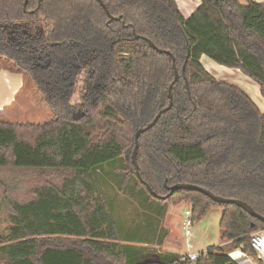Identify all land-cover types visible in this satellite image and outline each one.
<instances>
[{
  "label": "trees",
  "instance_id": "16d2710c",
  "mask_svg": "<svg viewBox=\"0 0 264 264\" xmlns=\"http://www.w3.org/2000/svg\"><path fill=\"white\" fill-rule=\"evenodd\" d=\"M24 1L0 0V64L34 81L53 118H0V169L42 177L27 200L0 181V264H238L229 256L238 247L255 255L262 221L198 191L157 198L128 158L175 77L172 56L149 38L173 54L180 77L172 108L140 135L142 180L161 195L165 183L196 184L264 215V112L201 63L206 55L239 69L264 97V3L200 0L185 18L177 0H103L111 19L97 0ZM124 191L141 206L131 215L117 200ZM166 202L191 205L195 221L223 207V244L192 262L153 249L167 236Z\"/></svg>",
  "mask_w": 264,
  "mask_h": 264
},
{
  "label": "rangeland",
  "instance_id": "374dc122",
  "mask_svg": "<svg viewBox=\"0 0 264 264\" xmlns=\"http://www.w3.org/2000/svg\"><path fill=\"white\" fill-rule=\"evenodd\" d=\"M244 86H246V83H244ZM247 88L249 89L248 91L250 92V95H252L262 107H260V109L264 111V106L260 102L256 89L254 87ZM15 97L17 100H15ZM2 103L3 102H0V104ZM4 104L9 105L6 108L4 107L5 112L3 111L0 113V117H2L5 121L43 124L53 118L52 110L45 102L42 93L39 92L34 81L30 78H26V85L18 91L12 102L9 104L8 102H4ZM133 151L134 148L130 153V159L128 158L129 163L130 160H132ZM51 179H53V177L50 175V180ZM41 180L42 177L38 170H19L13 167L0 169V181H4L9 184V196L12 199H30L33 197L35 187L40 184ZM55 180L58 181L57 177H55ZM0 195H2L1 190ZM117 200L122 203L121 208H123L125 215H131L137 207L140 206L137 198H131L125 191L118 193ZM186 206L187 205L185 203H181L179 205H174L172 202L165 203V215L160 218L159 224L161 227V234H167V236L162 245L152 244L151 247L153 249L175 251L178 253L185 252V237L181 224L183 211ZM222 215L223 207L215 206L206 215L195 221L192 236V242L195 246L193 249L194 251L208 252L212 248L223 244L222 230L220 227ZM234 249L236 248H233L230 252ZM247 253L251 255L254 262H259L256 255L249 252ZM261 264H264V262H261Z\"/></svg>",
  "mask_w": 264,
  "mask_h": 264
},
{
  "label": "crops",
  "instance_id": "0c3cea01",
  "mask_svg": "<svg viewBox=\"0 0 264 264\" xmlns=\"http://www.w3.org/2000/svg\"><path fill=\"white\" fill-rule=\"evenodd\" d=\"M253 1L264 3V0ZM177 3L182 15L185 18H188L199 6L200 0H177ZM201 63L218 80L229 82L241 87L246 93H248V95L260 108L261 106L259 105L258 101H256V99H254L253 96L250 95V92L248 91L249 89L247 88L254 87L258 92L257 95L259 96L261 104L264 106V97L260 93V87L258 86V84L250 77L245 76L239 69L220 65L206 55H203L201 57ZM244 83H246V86H244ZM25 85L26 77L22 72L13 71L0 64V102H3L2 104H0V113H2L4 109L9 106L7 104H4V102H8V104L11 103L14 99V96ZM15 100H17L16 97ZM261 111L264 112L263 110ZM0 118L3 119L2 117ZM179 253L181 254V252Z\"/></svg>",
  "mask_w": 264,
  "mask_h": 264
},
{
  "label": "water",
  "instance_id": "95a60500",
  "mask_svg": "<svg viewBox=\"0 0 264 264\" xmlns=\"http://www.w3.org/2000/svg\"><path fill=\"white\" fill-rule=\"evenodd\" d=\"M97 1H99V3L103 6V8L106 10L107 14L109 15V17L111 19H119V18H116V17L111 15L110 11L108 10V8H107V6H106V4L104 3L103 0H97ZM27 2H28V0L24 1V4H23L24 8L26 7ZM139 38H140L139 35H135V39H139ZM145 39L150 44V46L153 49H155L156 51H158L160 53H166V54L172 56L173 61H174L175 77H174V80L170 84L169 89H168L169 98H170L168 106L163 108V109H161L157 113V115L154 117L152 122H150L149 124H147L144 127L138 128L136 130V132H135V147H134V151H133V154H132V162H133V164H134V166L136 168L137 175H138L139 179L142 182H144L147 190L153 196H155L157 198L167 199L168 197L173 195L178 190L198 191V192H201L202 194H204L205 196H207L212 201H214V202H216L218 204L236 205V206L242 208L243 210H245L252 217H254V218H256V219H258V220H260V221H262L264 223V215L259 213V212H257L250 204H248L247 202H245L243 200L236 199V198L223 197V196H220V195H217V194L213 193L212 191L208 190L205 187H202V186H199V185H196V184H192V183H176L174 185H168L167 183H165V188L167 189L168 193L166 195H161V194H158L148 183H146L145 181L142 180V177H141L139 169H138L139 166H138V163H137V154H138V149H139V138H140V135L143 132H146L149 129L153 128L156 125V123L158 122V120L160 119V117L162 116V114L164 112H167L168 110H170L172 108V106H173V95H172L173 84L176 81H178L179 77H180L179 71H178V69H177V67L175 65V59H174L173 54L170 51H168V50H165V49H162V48L158 47L151 39H149V38H145ZM188 60H189V55L186 56L185 63L183 65V74H185V70H186V66H187ZM186 81H187V78H186ZM187 84H188V81H187Z\"/></svg>",
  "mask_w": 264,
  "mask_h": 264
},
{
  "label": "built area",
  "instance_id": "2783aa9c",
  "mask_svg": "<svg viewBox=\"0 0 264 264\" xmlns=\"http://www.w3.org/2000/svg\"><path fill=\"white\" fill-rule=\"evenodd\" d=\"M182 231L185 237V252L181 253V261H195L200 256L206 255L207 252L201 251L196 252L193 249L195 248L194 243L192 242L193 229L195 225L193 209L191 205H187L183 211L182 219ZM251 244L254 250L256 251V258L259 261L258 263L254 262L251 255L248 254L243 247H238L233 251L229 252V256L235 260L238 264H261L264 262V228L254 232L251 235Z\"/></svg>",
  "mask_w": 264,
  "mask_h": 264
}]
</instances>
